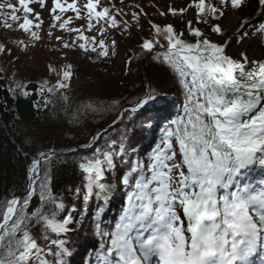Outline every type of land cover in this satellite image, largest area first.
Instances as JSON below:
<instances>
[{"label": "snow or ice", "instance_id": "6c2138e0", "mask_svg": "<svg viewBox=\"0 0 264 264\" xmlns=\"http://www.w3.org/2000/svg\"><path fill=\"white\" fill-rule=\"evenodd\" d=\"M39 2L43 7L45 0ZM52 2L53 13L57 8L61 12L67 10L60 0ZM244 2L230 0L233 8ZM29 3L30 0H19L24 16L18 27L38 41L39 33L31 30L33 20L29 14L33 9ZM228 3L229 0H219L220 5ZM98 4L99 0H88L86 4L89 29L94 26L93 19L104 20L115 29L116 14L108 7L96 11ZM257 4L264 9V0H257ZM67 7L80 16L76 0ZM189 7L195 10L198 23L209 24V17L224 16L211 0H192ZM169 11L175 15L187 9L169 7ZM35 16L39 19V13ZM0 17L9 29L12 28L9 19L20 20L17 8L7 2L0 3ZM133 17L138 19V14L133 13ZM60 19L59 15L54 16V20ZM69 22L64 20L59 27L64 29ZM247 22L245 19L240 27ZM150 24L154 39H144L142 48L150 53L157 45L164 49L154 59L162 60L175 76L183 95L182 111L160 129V140L147 154L146 162L139 157L131 159L122 140L119 150L113 147L116 141H111L106 150L97 149L93 157L79 163L85 181L82 193L85 206L93 197L98 201L107 199L112 185L104 182L105 173L116 169V158L128 165L121 176L122 186L128 189L126 206L109 230L96 223L101 241L96 264H257V260L264 264V59L250 61L242 52L236 57L230 55L227 48L232 37L213 42L192 21H188L192 41L185 40L184 32L177 33L171 24L163 27ZM211 28L223 34L221 25L213 24ZM260 30L264 31V24ZM69 31L78 32L79 40L96 43L95 36L87 37L79 29ZM99 32L103 35L105 29L100 28ZM111 44L114 48L116 41ZM73 45L65 42L63 47ZM78 47L85 53L97 52V46L86 43H79ZM98 48L99 56H108L103 38L98 41ZM5 51V45L0 43V53ZM71 68V64L65 65L61 79L47 88L49 93L69 87ZM17 87L23 85L17 82ZM45 88L46 84L41 93ZM158 100L155 90L149 88L121 116L126 112L158 114L166 103L157 106ZM144 126L153 127V121L146 118ZM98 138L93 136L92 140ZM55 155L54 149L40 152L29 169L25 194L0 201V264H33V261L50 264L41 258L44 248L32 234L33 228L40 227L41 237L47 241L50 234L59 237L69 232V226L75 222L74 214L83 215L75 204L68 206L63 196L53 193L47 171L39 184L40 203L28 211L36 194L40 161L50 163ZM257 164L261 166L259 172ZM257 175L261 179L257 180ZM73 198H81L79 186ZM103 211L98 206L97 220ZM51 243L59 249L48 250L54 256L68 254L64 240L55 239ZM56 264H64L63 259Z\"/></svg>", "mask_w": 264, "mask_h": 264}, {"label": "trees", "instance_id": "16d2710c", "mask_svg": "<svg viewBox=\"0 0 264 264\" xmlns=\"http://www.w3.org/2000/svg\"><path fill=\"white\" fill-rule=\"evenodd\" d=\"M5 1L10 3V0ZM211 2L216 4L215 0H211ZM15 7L20 20L13 22L9 19L12 28L5 27L3 17H0V28L7 29L10 34L5 43L0 39V43L4 44L6 49L5 52L0 53V201L10 200L13 196H22L27 189L29 169L33 160L39 158L38 154L40 152L54 149L56 155L51 157L50 163H45L44 160L41 161L40 176L36 180V194L30 202L28 211L31 212L40 203L39 184L45 171H47L51 178L53 193L57 197L63 196L66 205L75 204L83 212V215L79 212L74 214L75 222L69 226L70 231L61 234L59 237L56 234H50L49 240L42 239L40 227L33 228L32 234L36 236L38 243L44 248V255L41 258L46 259L50 264H56L57 260L61 258L64 264H96L101 243L97 235L96 223H100L101 228L105 231L109 230L126 206L128 189L122 186L121 176L128 165L122 164L119 157L116 158V169L105 173L104 182L112 185L111 191L107 194V199L102 198L98 201L93 197L87 206L84 205L82 200L83 184L85 183L84 174L78 165L80 162H84L85 158L93 157L97 149L106 150L107 145L115 140H123L131 159L139 157L146 162L147 154L160 140L162 135L160 129L166 124L158 127L153 132L148 145H142L143 138L147 137L145 131L148 129H145L143 123L137 122V119H140L143 113L126 112L121 116L123 110L131 107V102L140 95L138 93L133 94L129 88L120 89L115 86L111 89L110 87H94L90 84L93 75L96 74L90 70L92 61L102 64L103 69L106 68L105 70L112 65L108 62L113 54L112 41H109V38H107L108 42L105 43L108 48V56H99V38H96V43L79 40L78 32L69 31V29H79V27L73 25V22H69L64 29H61L59 25L64 21H61V19L54 21V19L49 18L51 24L48 26L47 20L41 17L36 19L35 13L32 12L29 14V19L33 20L31 30L38 32L40 35L38 41L33 40L30 33H25L18 27V24L23 22V6ZM108 8L113 14H116L110 7ZM118 10L121 16L116 14L118 26L115 29L111 28L104 20H100L101 22L98 25L99 29L107 27L114 31L115 37L113 38L121 36L123 32L124 34L134 33L137 24L142 22L141 12L136 6L126 3L125 0H121ZM2 11L10 12L7 9ZM133 13L138 14V19L133 17ZM54 16L52 14L53 18ZM148 16L161 27L167 21L159 13L152 12ZM191 18L188 10L183 13L177 11L172 22H170L177 33L184 32V39L188 36V21ZM37 24H39L38 28L36 27ZM198 28L204 32L202 25ZM58 32H65V37L59 40L56 39ZM48 39L54 43L45 44L44 42H48ZM18 41H23V43H18ZM74 41L75 45H73ZM65 42L73 45L65 49L78 55V63L65 59L64 61H57L50 57L52 52L59 53L61 48H64L63 44ZM79 43L97 46V52L89 51L85 53L78 47ZM8 49L11 51H7ZM158 49L159 46L157 45L153 51ZM135 50L139 53H150L142 48V43H139L138 48ZM135 50L133 51L134 54L137 53ZM34 53L35 57H29L34 60L32 62L34 66L25 63L24 59L26 58L24 56ZM39 53L46 56L38 57ZM57 57L61 58L60 55ZM39 61H45L48 64V71L38 72L39 67L36 64ZM68 64L72 65L71 71L73 73L70 81H68L69 87L49 93L47 88L53 87L61 79L65 65ZM49 66L54 68L55 72L50 71ZM17 82L23 87H17ZM45 84V91L41 93L40 89ZM154 86L151 81L147 83L148 89L151 88L158 92L160 88H154ZM22 92H27L28 95H23ZM64 96H67L68 100H64ZM115 101L119 103H114ZM167 107L170 111V122L176 118L177 110L168 106V104ZM83 112L100 115L101 123L94 126L93 124L86 125L85 121H80L76 131L63 132V134L54 137L49 134L43 135L38 131L39 128L46 126L50 117L57 119L66 114L71 118L77 114L80 118ZM119 118L123 120L121 119L118 124L114 125L113 121L117 122ZM134 133L136 137L131 140L130 137ZM97 135L99 138L93 141L92 137ZM88 143H90V146L83 150L82 148L87 146ZM116 150H119V148ZM115 183H118V188L115 187ZM78 186L81 188V198L74 199L73 193ZM98 206L104 208L99 220L96 219ZM82 227L87 230L90 236L89 240H86L83 233L80 234ZM55 239L66 242L65 247L68 249V254L63 257H56L52 254V252L59 251L58 247L51 243ZM75 240H81L79 248L75 245ZM49 249H52V252H49ZM33 264H39V262L33 261Z\"/></svg>", "mask_w": 264, "mask_h": 264}, {"label": "rangeland", "instance_id": "374dc122", "mask_svg": "<svg viewBox=\"0 0 264 264\" xmlns=\"http://www.w3.org/2000/svg\"><path fill=\"white\" fill-rule=\"evenodd\" d=\"M4 1L5 0H0L1 3H3ZM84 1L85 0H76V7H79L77 9L80 12L79 17H77L76 12L68 9L65 12H61L60 9L57 8L56 12L53 13L51 11L54 7L52 0H45L43 7L41 6L39 0H30L29 7L33 9V14L39 13V17L47 20L46 23H48V26L51 24V21L49 20L54 19L52 17V14L59 15L61 17V21L70 20V22L74 23L73 25L79 27L80 31L85 36H95L99 39L103 38L105 40V43L108 42L107 38H109V41H116L115 47L113 48V46H111V48L113 49V54L110 57V60L108 59V62H110L112 65L108 67L107 70H105L106 68L103 69L104 67L102 64L96 63L94 61L91 62L90 70L91 72L96 73L95 75H93V79L90 82L92 86L110 87L111 89L115 86H118V88L120 89L129 88L133 94L138 93V95L141 96L144 91L147 90V83L151 81L153 82V86L155 85L154 88H160L158 92L155 91L156 96L159 98L157 105L158 103H160V101L166 102L165 104H168V106H171L172 108H175L177 110V113L175 114L176 117L182 111L183 95L181 94L180 88L175 83L176 78L171 72L170 68L165 63H163L162 60L154 59V57L157 55V52L159 51L160 53H163L164 49L159 48L158 50L149 54L143 52L139 53L135 50L136 48H138L139 43L143 44L144 39H154V29L151 28L150 24V22H154L148 15L152 12L159 14L163 13L162 16L165 17V19L167 20L166 22L170 23L172 22L174 15L169 11V7L176 10L185 8L188 10L189 16L192 17L190 21H192L194 27L198 28L200 25H202L205 35L209 36L213 42H220L225 38H228L233 33L234 28L238 27V23H233L229 26L224 27L222 25V20L224 19V17L229 14L236 15L242 12L243 9L249 5V1L245 0V2L239 8H233L231 6L230 0L226 5H220L219 0H215L217 6L224 12V16L220 17L219 19L209 17V24H204L203 22H197V15L195 13V10L189 7L192 0H125L126 3H129L132 6H139L137 8L143 12V14L141 15L142 22L137 24L138 26H136V31H134V33L124 34L123 32L121 36L113 38L115 37L114 31L110 30L107 27L104 28L105 32L103 33V35L100 36L99 33L96 32V23H93L94 26L89 29V21L86 19L87 10L85 7H83ZM108 1H110L111 3L104 1L101 2L104 6L106 5L111 7V5H113V8H117V6H119L121 2V0ZM60 2L65 6L67 3H72V0H60ZM148 2L150 3V5H148ZM10 3L17 7L20 6L19 0H10ZM103 5L99 3L97 6V11H100L101 8H103ZM100 22L101 21H99V23ZM213 24H219L222 26V35L212 31L211 25ZM262 24H264V16L259 19L247 22L243 28H241L239 25V32L237 31L234 34V39L250 37L253 34H258L260 36V39L255 44L254 51L256 52V54L264 55V31L260 30V25ZM52 29H54V27H52ZM9 35V31L7 29L0 28V39L4 43L10 37ZM65 35V32H58V37L64 38ZM48 40V42H44L47 45L51 44L52 42L50 39ZM185 40L192 41L193 38L188 35ZM134 50L137 53L134 54ZM59 55L61 56L60 59L57 57ZM30 56L35 57V53L32 55H25L24 57L26 59H24V62L34 66V64L32 63L34 62V60L29 58ZM44 56L40 53L38 54V57ZM50 57H52L53 60L57 61H64L65 59L78 63V55L65 48H61L59 53L52 52V54H50ZM36 65L39 67L38 72L43 70L48 71V64L45 63V61H39ZM140 113H143V115L140 117V119H137V122H141V119L143 120L144 118L151 119L154 126H156L160 122L156 119L155 113ZM80 116L81 117L79 118L78 115L75 114L70 118L69 115L67 116L66 114H63L57 119L50 117L48 119L49 122L46 124V126L39 128L38 131L43 135L49 134L50 136L54 137L63 134V132L68 133L76 131V128L80 121H85L84 123H86V125L93 124L94 126L101 123L100 115H97L95 113L83 112ZM122 118H119L117 122L114 123V125L116 123L118 124ZM144 122L145 121L141 122L143 123V126ZM153 127H145V129H148L150 132V129H153ZM148 130L145 131L146 135L149 134V132H147ZM132 135L133 136L130 137L131 140L136 137L135 133ZM120 142L121 141H119L118 143ZM118 186V183H115V187L118 188ZM81 233L84 234L83 236L86 237V240H89L90 236L88 235V232L84 227L80 229V234ZM74 243L79 248V245H81V240H75Z\"/></svg>", "mask_w": 264, "mask_h": 264}, {"label": "bare ground", "instance_id": "6f19581e", "mask_svg": "<svg viewBox=\"0 0 264 264\" xmlns=\"http://www.w3.org/2000/svg\"><path fill=\"white\" fill-rule=\"evenodd\" d=\"M248 1H249V5L247 7H245L242 12H240L236 15L229 14V15L225 16L224 19L222 20V25L224 27H226V26H229L230 24L238 23L237 26H239L244 22L245 19L249 22V21H253V20H256V19L263 17L264 16V9H261L258 6L257 0H248ZM237 26H235V27H237ZM229 37H232L231 41L229 42L228 48H227V51L230 55H233L234 57H236V56H239V53L242 52L247 57H249L250 61L251 60H262V59H264V55L256 54V52L254 51L255 44L260 39V36L258 34H253L250 37L234 39V33H233ZM225 40H227V38H225L223 41H225ZM220 42H222V41H220ZM217 43H219V42H217ZM240 59L243 60V57H240ZM160 102H162V101H160ZM41 161H40L39 169L41 166ZM39 176H40V174H39ZM28 183H29V178H28Z\"/></svg>", "mask_w": 264, "mask_h": 264}]
</instances>
